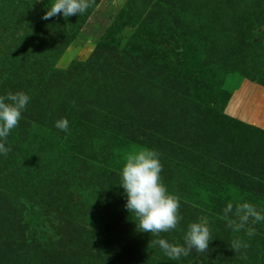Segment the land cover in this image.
Here are the masks:
<instances>
[{"label":"rangeland","instance_id":"obj_1","mask_svg":"<svg viewBox=\"0 0 264 264\" xmlns=\"http://www.w3.org/2000/svg\"><path fill=\"white\" fill-rule=\"evenodd\" d=\"M49 4L0 0V95L31 98L0 154V264H264V221L248 237L223 219L229 202L264 214V192L220 173L204 133L217 118L264 130V0H94L42 19ZM140 148L160 153L180 199L161 238L183 243L206 216L207 254L170 260L137 230L119 183Z\"/></svg>","mask_w":264,"mask_h":264},{"label":"clouds","instance_id":"obj_2","mask_svg":"<svg viewBox=\"0 0 264 264\" xmlns=\"http://www.w3.org/2000/svg\"><path fill=\"white\" fill-rule=\"evenodd\" d=\"M93 3L94 0H50L42 19L49 20L62 15L67 20L69 16L84 14ZM30 99L23 91H9L5 95H0V154L7 156L11 150L6 147L7 138L10 132L18 127ZM55 127L67 132L69 122L61 117L55 121ZM162 169L160 153L156 150L140 148L126 155L119 183L126 195L124 205L126 210L131 214L138 231L151 233L157 237L151 241V246H159L170 260L187 257L193 251L207 254L211 251L209 242L213 235L206 216H201L197 221L187 225L183 243L169 242L161 238V233L176 230L182 219L179 212L180 199L164 184L161 177ZM223 219L226 220V227L233 232L245 230L248 237H253L257 233L251 225L264 221V214L249 202L238 203L235 206L229 202L223 209ZM229 247L234 253H241V259H247L246 252L241 250L247 249L249 244L243 239L239 237L233 239Z\"/></svg>","mask_w":264,"mask_h":264},{"label":"trees","instance_id":"obj_3","mask_svg":"<svg viewBox=\"0 0 264 264\" xmlns=\"http://www.w3.org/2000/svg\"><path fill=\"white\" fill-rule=\"evenodd\" d=\"M221 120L217 118L215 126L206 127L204 132L207 143L220 153L222 166L220 173L224 171L222 174L227 176L235 174L237 182L248 185L251 190L258 189L264 192V130L246 125H237L232 128L226 124L227 122L222 123ZM249 145L253 147L251 150L248 148ZM256 148H260L261 151L257 153ZM76 235L79 237L77 229ZM26 262L29 263V261ZM9 263L25 264L24 260L18 256H13Z\"/></svg>","mask_w":264,"mask_h":264}]
</instances>
